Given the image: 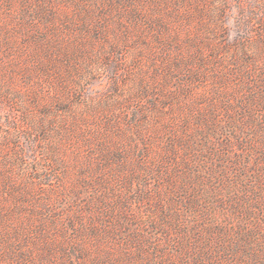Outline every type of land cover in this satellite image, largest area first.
I'll use <instances>...</instances> for the list:
<instances>
[{"label": "trees", "instance_id": "1", "mask_svg": "<svg viewBox=\"0 0 264 264\" xmlns=\"http://www.w3.org/2000/svg\"><path fill=\"white\" fill-rule=\"evenodd\" d=\"M49 1L51 2L33 0L34 5L31 0L22 1L24 5L18 32H6L2 40L8 50L0 53V68L6 62H14L21 75L31 67L55 82L57 88L51 90L55 97L53 104H45V110L39 113V121L35 126L41 129L39 140L43 143L51 146L58 137L60 140H69L73 128L91 127L87 122L88 114L96 112L102 115L97 132L105 137H95L94 153L97 156L94 157V165L76 171L78 187L81 190L76 196L90 188L95 189L96 210L93 213L89 211L93 218L88 220V227L84 225L87 236L103 240H114L122 236L126 245L135 243L131 254L122 243L119 245L123 250L119 254L123 264L129 261L133 264H165L163 252L170 251L174 254L183 252L186 264H264V5H261V22L254 15H243L258 24L257 39L242 37L248 31L239 25L241 31L237 32V39H221L225 36L219 37L216 31L218 24H221L217 18L219 13L228 15L227 1L211 0L198 10V34L177 42L176 39H180L182 35L179 31H173L172 27L175 29L178 20L181 21L179 9L185 5L184 0H102L121 16L114 28L119 27L124 33L122 38L125 39L129 37L133 27L139 29L143 22L139 13L141 10L136 8V4L142 8L144 5L152 6L158 11V15H153L147 23H143L145 34L137 35L138 43L134 44L139 53L148 52L149 60L152 61L151 80L145 81L142 69L139 68L141 75L137 80L140 83L136 84V80V86L122 88L123 85L116 77L120 70H124V52L118 51L122 49L123 41L112 38V34L107 35L104 18L108 13L102 3L97 6L90 3L79 5L84 6L82 10L85 14H92V9L101 10L103 26L95 27L96 36L91 37V40L89 36L83 44L62 48L56 52L58 43L54 39L56 36L51 26L60 19L54 11L58 6H51ZM203 1L199 0L200 3ZM196 5L198 7L197 1ZM79 31L85 33L86 28H80ZM223 32L227 34L228 30L223 29ZM152 39L157 45L156 49L150 47L149 42ZM196 41L199 49L195 51V55H183L182 48ZM29 43L31 48L26 52ZM139 53L135 55L140 56ZM172 53L176 57H170ZM248 55L251 56L252 63H257L256 56L261 55L263 58L261 81H257L256 85L251 81V68H245L241 62L242 59L244 63L248 62ZM99 71L112 73L108 75L110 84L118 86L113 96H107L100 101L101 104L90 99L83 103L85 109L81 111L76 108L79 102L60 98V93L65 92L68 95L71 88L73 92H78L80 83ZM182 71L191 79H196V82L203 77L202 72L208 79L222 81L217 88L221 93L224 87L234 92L226 91L222 95L216 94V98L210 97L212 99L206 103L205 114L203 110L194 113L200 100L192 97L195 93L193 88L188 85L183 87L187 79L183 74L180 75ZM163 76L165 79L155 87L152 81ZM170 79L177 81L173 89ZM180 88L184 92L180 93ZM166 89L170 90L168 95L163 93ZM245 90H251L248 96L241 95ZM235 95L238 97L234 98ZM14 99L18 101L19 98ZM132 101L140 104L129 109L128 103ZM171 109H180L183 114L201 123V133H188L187 128H184L185 121L180 132L169 119L164 121L161 115L168 117L167 112ZM120 112L125 113L123 118ZM260 113L262 140L259 141V135H255L259 147H253L247 156H251L253 160L249 165L248 160L247 163L244 161L243 140H240L237 133H242L245 127L257 123ZM28 117L30 118L29 115ZM49 117L53 119L51 129H48L45 121ZM127 117L129 120L123 124L122 120L125 121ZM220 117L224 121L221 122ZM26 120L21 121L29 125L28 119ZM121 124L125 128L129 126L134 129L131 135L135 136L136 141H141L137 145L138 159H131L128 152L118 147V144L111 152L106 147L107 144L117 141ZM224 125L227 129L222 130L221 126ZM151 126L157 129L154 137L147 134L148 127ZM27 127L26 130L35 129L32 125ZM161 128L164 133L155 137ZM8 136L14 138L10 144L19 148L16 141L20 136L15 132L14 135L0 137V149H3L1 143ZM216 136H225L227 139L222 143L215 139ZM26 137L29 139V134L26 133ZM156 142L158 150L152 153ZM233 145L237 146L238 151L231 153L229 148ZM50 146L46 152L40 153L39 159L33 157L32 162H27L26 158L30 157L27 154L19 153L14 159L9 152L4 157L1 168L5 172L0 173L3 185L12 189V185H23L19 178L23 174H40V178L44 173L41 177L43 180L46 175L49 177L46 174L49 169H55L57 173L61 168L67 169L63 159L59 157L60 153ZM7 149L10 150L9 147ZM127 149L131 151L132 147L129 145ZM94 153L88 155V158ZM93 167L99 175L95 179H91L90 171ZM63 174L62 171L61 176ZM153 181L156 182L155 185L151 183ZM133 183L136 190L132 189ZM99 187L104 189V193L97 191ZM223 191H227L228 197L223 195ZM123 192L125 196L122 197ZM20 193L21 191L18 194ZM109 196H114V199ZM131 196L140 208L152 207V212L158 213V219L144 226L134 223L130 209ZM153 198L157 200L155 203ZM219 200L228 202V218L232 215L239 217L233 232H230L228 221L222 225L205 222L204 216L209 211H215L214 206ZM112 201L114 206L106 204ZM84 222L87 220H83ZM69 223L73 227L74 221ZM100 252L101 249L97 256L101 260H109V255H100ZM167 264L175 263L170 257Z\"/></svg>", "mask_w": 264, "mask_h": 264}, {"label": "rangeland", "instance_id": "2", "mask_svg": "<svg viewBox=\"0 0 264 264\" xmlns=\"http://www.w3.org/2000/svg\"><path fill=\"white\" fill-rule=\"evenodd\" d=\"M22 1L23 0H0V46L3 47L2 49L0 48V53L8 50V47L2 43L4 34L6 32L13 34L18 32L17 29L20 24L19 19L22 17L21 15L24 5ZM31 1L34 5L33 0ZM62 1L65 3L61 2V0L49 1L51 6L52 4L58 6L57 10L54 9V11L60 19L59 21L54 22V26H51L54 30V35L56 36L54 39L60 47L57 46L56 52L62 50V48L68 49L77 44H83V41L87 40L89 36L90 40L91 37L96 36L95 27L99 25L103 26V24H101L103 23L101 20L102 14H100L101 10L98 11L97 9H92V14H85L82 10L84 6L82 7L79 5L90 3V5L97 6L102 3V6H104V9L108 13L104 18L107 35L112 34L114 35L112 38H119L118 41H123L122 49H119L118 51L122 50V52H124V61H122L124 70L119 71L116 80L123 85L122 88H125L126 86L130 88L136 86L134 83L141 75L139 68L142 69L143 79L145 81L151 80L150 69L152 68V61L149 60L148 52L139 53V50L134 47V44L138 43L136 38L137 35H140V33L145 34L142 29L143 23H147L153 15H158V11H155L152 6L144 5L142 8L135 3L136 8L141 10L139 13L143 22L142 25L140 24L139 29L133 27L130 31L129 37L125 39L122 38L124 33L119 30L120 28H114L118 18H121V16L114 8H109L107 3H103L102 0ZM196 1L198 2V7ZM210 1L211 0H204L200 3L199 0H184L185 5L179 9L181 13V21L178 20L175 29L172 27L173 31H179L182 35L180 39L175 38L177 42L184 40V38H188L189 36H196L198 34L197 29H199L200 23L198 21V10L209 4ZM220 1H227L226 6L228 15L225 13L227 17L224 18L225 15L219 13L217 20L221 24H218L216 27L219 37L225 36L221 39L227 37L228 41H233L238 38L237 32L241 31L239 27H244L248 33L246 36L242 35V37L245 38L248 36V38L251 37L257 39L258 36L256 31L259 29L258 24L255 21H252L250 17L246 19L243 15H254L259 19V22H261V19L263 18L261 5H264V0ZM150 4L151 3H149V5ZM249 10L252 12H248ZM67 26L69 30H67ZM83 27L86 28L85 33L79 31V29ZM223 29L228 30L227 34L223 32ZM149 43L152 49L157 48L153 39L150 40ZM30 48L31 46L29 43L26 52L30 50ZM182 49L184 50L183 55L194 56L195 51L199 49L198 42L196 41L194 44L190 43ZM135 53H139L140 56H136ZM170 57H176V54L172 53ZM248 59L249 61L246 63H244L243 59L241 62L245 68H251L250 74L253 75L251 81L253 85H256V82L261 79V63L263 58H261V55L256 56L255 60H257V63H252L250 55H248ZM116 62L120 65L118 60H116ZM132 67L135 68L132 69ZM108 72L99 71L97 74H92L91 77H88L80 83L77 90L78 92H73L71 88L68 90V95L64 94L65 92L60 93V98L72 102H79L76 108L81 111L85 109L83 103L90 99L97 103L107 96H113L114 90L116 89L117 91L118 86H111L109 76L112 75V73ZM184 72L185 71H182L180 75ZM201 74L203 77L199 79V81L202 80L200 82H196V79H191L188 74H183L182 76L187 79L186 82L183 83V87L188 85L190 88H193L195 93L192 97L200 100L199 106L197 105V108H194V113H200V111L203 110L202 112L205 114L206 103L212 98H216V94L222 95L226 91L234 92V90L224 87L221 93V90H218L217 88L220 87L222 81L217 82L214 79H208L206 74L202 72ZM164 79L165 76L152 82L155 87H158ZM169 81L172 83V89L176 87L177 81L175 79H170ZM54 83L55 82L50 81L45 74H39V72L33 70L31 67H29L27 72L21 75V71L16 68L14 62H6L0 68V137L4 135H14L15 132L20 136L16 141L19 148L10 144L12 139L14 140L11 136H8L7 140L4 143H1L3 149H0V173L5 172L1 168L5 161L4 157H6L9 152L13 158L19 153L27 154L30 156L29 158H26L27 162H32L33 157L39 159L40 153L43 151L46 152V149L50 146V144L46 142L43 143L39 140L41 129L35 126L39 121V113L45 110V108H43L45 107V104L47 103L48 106L53 104L52 102L55 97H53L54 95H52L51 90L57 88ZM138 83H140L139 80H137L136 84ZM169 91V89H166L163 92L164 95H168L167 93ZM182 92L184 91L180 88V93ZM249 92H251V90H245L241 95L248 96ZM15 97L19 98L18 101L14 99ZM237 97L236 95L234 96V98ZM101 103L102 102H100V104ZM139 104L140 103L137 101H132L128 103V107L129 109H133L138 107ZM120 113L123 118L125 113ZM221 114H223V112H221ZM88 115L87 122L90 124V128H73L70 131L71 137L69 140H60L58 137L57 140L60 141L55 140L50 146L54 151L60 153L59 157L63 159V164L68 167L67 169L61 168L58 173L55 169H49L46 173L49 174V177L46 175L43 180L41 177H43L44 173L40 178H38L40 174L36 176H33L32 174H23L19 177L20 180H22L23 185H12V189L3 185L0 176V264H123V262L120 261L122 257L119 256L123 250L119 245L122 243L128 249V253L131 254L133 252L135 243L126 245L125 239L122 236H118L119 238L116 237L114 240H103L100 238H89L84 231L86 228L84 225L88 227V220L93 218L89 211L93 213L96 210V205L94 203L95 189L90 188L86 192L76 196V194L81 192V190H79L80 187H78L76 171H79L84 167L87 169L89 165H94V157L97 156V154L94 153L96 144L95 137L102 139L105 137L104 135H101L100 132H97L100 128L99 122L102 115L96 112ZM167 115L168 117H166V115H161V118L164 119V121L169 119V122L172 123L173 127L179 132L182 131L181 126L184 121L186 122L184 128H187L188 133L195 134V132L201 133L202 131L201 123H198L193 117L183 114L180 109H171L167 112ZM258 118L259 121H257V123L248 125L243 129L242 133L237 131L240 140H243L244 149L242 148V150L244 161L247 163L248 160L249 165L253 160L251 156H247L250 155L253 147H259L257 144L262 140L261 128L263 126L260 121L261 113L258 115ZM22 119L25 121L28 119L29 122L27 123L29 125L25 122L23 123V121H21ZM128 120L129 117H127L125 121L122 120V123L124 124ZM219 120L221 122L224 121L222 117H220ZM45 121L49 126L48 129H51L50 125L53 123V119L49 117L46 118ZM123 124H121L118 134L116 132L117 141H114L112 144H107L106 147L111 152L114 151L115 146L118 144V147H122L123 150L125 149L128 152L131 159H138V152L136 151L137 145H140L141 141H136V138H134L135 136L131 135L134 129L129 126L125 128ZM30 125L35 127V129L32 131L26 130V128H28L27 126ZM221 127L222 130L227 129L225 125ZM156 131L157 129L151 126L148 127L147 134L154 137ZM26 133L27 135L29 134V139H27ZM96 133L98 134L95 135ZM161 133H164L163 128L158 130L155 137H160ZM255 135H259V141L256 139ZM113 137L115 136L113 135ZM215 139H219V141L225 143V139L227 138L225 136H220L219 138L216 136ZM32 141L34 142L32 143ZM129 145L132 147L131 151L127 149ZM157 146L156 142L152 153L158 150ZM7 147H9L10 150H8ZM254 150H256V148H254ZM229 151L233 153L238 151V148L233 145L232 148H229ZM91 153H94L93 156L88 158V155ZM45 165L48 166L46 163ZM94 168L95 167L90 171L92 174L91 179L98 178L99 176ZM62 171L64 174L61 176ZM87 171H89V169ZM33 177L37 179L34 180ZM151 183H154V185L156 184L154 181ZM132 189L136 190L135 183H133ZM20 191L22 194H18ZM97 191H99V193H104L102 187H99ZM162 192H164L163 189ZM121 195L122 197L125 196L124 192ZM223 195L228 197L227 191H223ZM109 197L114 199V196ZM131 197L130 209L132 211L134 223L144 226L146 223H152V220L158 219V213H153L152 207L145 208L147 206H143L140 208L133 199V196ZM153 201L155 203L157 201L156 198H153ZM106 204L114 206V201H112V203L107 202ZM214 208L215 211H209L204 216L206 220L205 222L222 225L228 221V226L231 229L230 232L235 231V225L237 224L239 217L238 215L235 217L232 215L229 218L226 216V213H228L226 210L230 211L228 202H221L219 200V203H217ZM83 220H87V222L83 223ZM69 221H74L73 227L69 226ZM105 224L108 223H104V225ZM146 232H148L147 229ZM100 249V255H109V260H101V258L97 256ZM163 256L166 261L165 264H167L170 257L175 264H186L187 262L184 260L185 257L183 252H181V254L179 252L174 254L172 251L163 252ZM258 260L261 263V260ZM126 264L133 263L132 261H129L126 262Z\"/></svg>", "mask_w": 264, "mask_h": 264}]
</instances>
